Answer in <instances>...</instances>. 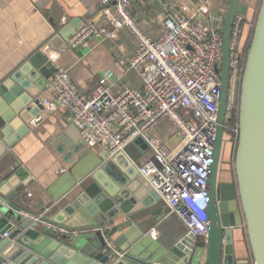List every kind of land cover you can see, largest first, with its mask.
I'll list each match as a JSON object with an SVG mask.
<instances>
[{
  "label": "water",
  "instance_id": "95a60500",
  "mask_svg": "<svg viewBox=\"0 0 264 264\" xmlns=\"http://www.w3.org/2000/svg\"><path fill=\"white\" fill-rule=\"evenodd\" d=\"M225 3L206 236L194 237L183 224L165 230L175 215L167 219L164 201L139 173V160L149 151L144 139L87 163L81 162L83 156L74 159L85 146L79 136L57 148L64 161L75 162L76 171L85 170L74 177L64 197H50L54 203L45 207L31 203L28 174L19 167L0 184V264H264V0L241 77L235 173L227 183L221 182L218 167L225 139L230 37L235 16L245 17L249 8L242 0ZM79 23L57 29L48 45L62 50L67 38L84 26ZM55 71L38 50L0 82V159L44 110L40 95ZM133 147L136 156L128 152Z\"/></svg>",
  "mask_w": 264,
  "mask_h": 264
},
{
  "label": "built area",
  "instance_id": "2783aa9c",
  "mask_svg": "<svg viewBox=\"0 0 264 264\" xmlns=\"http://www.w3.org/2000/svg\"><path fill=\"white\" fill-rule=\"evenodd\" d=\"M134 1L101 0L109 29L84 25L67 38L63 50L86 49L92 38H110L115 31L127 29L135 44L127 64L141 77L142 87L113 93L108 85L110 76L104 74L86 96L67 71L58 69L47 83L53 96L43 104L49 111L63 109L84 145L98 147L109 156L123 151L138 137L144 139L149 151L138 165L139 173L191 235L205 237L207 176L217 135L226 4L207 22L197 16L205 13L204 4L191 15L168 13L161 33L152 37L131 14ZM245 22V17L235 16L229 45L224 128L234 141L239 124L232 123L231 117L242 77L239 42ZM162 120H168L177 133L179 145L174 149L152 134Z\"/></svg>",
  "mask_w": 264,
  "mask_h": 264
},
{
  "label": "crops",
  "instance_id": "0c3cea01",
  "mask_svg": "<svg viewBox=\"0 0 264 264\" xmlns=\"http://www.w3.org/2000/svg\"><path fill=\"white\" fill-rule=\"evenodd\" d=\"M100 1L0 0V82L34 52L41 50L56 70L67 71L70 79L86 96L92 93L104 74L110 76L108 85H111L113 93L123 88L140 89L143 85L141 77L127 64V59L135 51L134 41L127 29L115 31L110 38H92L86 49L62 48L55 52L48 45L57 29L74 20L108 30ZM242 3L249 8L245 16V41L252 22V10L249 0H242ZM202 4L206 6V11L197 16L207 22L210 16L222 11L226 3L225 0H135L130 11L144 32L156 37L161 33L163 20L168 13L191 15ZM52 96L53 91L47 87L41 93L40 101L43 104L44 100H51ZM29 129L26 136L0 159V184L14 169L22 168L28 174L26 197L33 204L41 202L45 207L54 203L50 197L58 200L70 192L74 177L85 172L73 168L75 162L81 161L77 160L79 157L83 156L81 162L90 163L105 154L98 147L84 146L79 156H74V163L64 161L65 155L59 154L57 148L63 146L62 144L76 142L79 134L68 114L59 107L49 111L44 106L39 117L34 118L29 125ZM152 134L171 149L179 145L177 133L168 120H162ZM128 152L136 156L138 149L129 148ZM146 158L147 154L141 156L139 163ZM163 214L167 219L173 216L166 208ZM173 219L166 224L165 230H172L177 224L183 227L179 219ZM151 235L154 238L159 236L154 228ZM240 236L242 238V233ZM241 244L245 247L243 242Z\"/></svg>",
  "mask_w": 264,
  "mask_h": 264
},
{
  "label": "rangeland",
  "instance_id": "374dc122",
  "mask_svg": "<svg viewBox=\"0 0 264 264\" xmlns=\"http://www.w3.org/2000/svg\"><path fill=\"white\" fill-rule=\"evenodd\" d=\"M249 2L251 3L250 9L252 10L250 14L252 15L253 18H255L256 14L258 13V10H259L261 0H249ZM238 90L240 91V86H239ZM238 98L239 97H237V100H238ZM234 116H235V113H232V117H231L232 121L234 120V118H233ZM235 141H237V139H235ZM235 141L231 135L225 134V141H224L225 142V150L223 152V156L221 159L222 166L227 168V169L232 170L234 173H235L234 156H235V148H236V145H235L236 142ZM147 156H148V153H147ZM173 215H175V214H173ZM176 217L177 216L175 215V218ZM177 219L178 218L173 219V220H177Z\"/></svg>",
  "mask_w": 264,
  "mask_h": 264
},
{
  "label": "trees",
  "instance_id": "16d2710c",
  "mask_svg": "<svg viewBox=\"0 0 264 264\" xmlns=\"http://www.w3.org/2000/svg\"><path fill=\"white\" fill-rule=\"evenodd\" d=\"M260 5H261V2H260ZM259 9H260V6H259ZM258 12H259V10H258ZM257 16H258V13L256 14L255 18L252 17V22L250 24L248 36L245 39V41H244V35L243 34H244V31H245L246 22H245V24L243 25V28H242V34H241V38H240V42H239V44H240L239 48H240V51H241L240 65H241L242 74H243V71H244V68H245L247 52H248V49H249V46H250V43H251V40H252V36H253L256 20H257ZM239 92L240 91L238 90L237 97L240 96ZM234 113H235V116L233 117L234 120L232 121V123L233 122H237L238 123V119H239V98H238V100L236 99V110H235Z\"/></svg>",
  "mask_w": 264,
  "mask_h": 264
},
{
  "label": "flooded vegetation",
  "instance_id": "af4514ba",
  "mask_svg": "<svg viewBox=\"0 0 264 264\" xmlns=\"http://www.w3.org/2000/svg\"><path fill=\"white\" fill-rule=\"evenodd\" d=\"M224 141H225V139H224ZM224 150H225V142H224L223 147H222L221 158L223 156ZM218 173L220 175L221 182H225V183L230 182L229 181V177H231V176L234 175V172L232 170H230V169H227V168L223 167L222 164H221V162H220V165L218 167ZM207 191L209 193V189Z\"/></svg>",
  "mask_w": 264,
  "mask_h": 264
}]
</instances>
